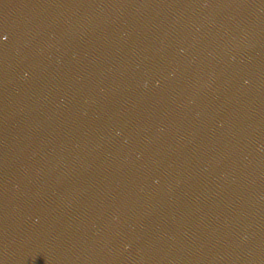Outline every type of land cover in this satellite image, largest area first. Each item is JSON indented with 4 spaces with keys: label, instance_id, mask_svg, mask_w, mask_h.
<instances>
[{
    "label": "water",
    "instance_id": "1",
    "mask_svg": "<svg viewBox=\"0 0 264 264\" xmlns=\"http://www.w3.org/2000/svg\"><path fill=\"white\" fill-rule=\"evenodd\" d=\"M0 264H117L82 0H0Z\"/></svg>",
    "mask_w": 264,
    "mask_h": 264
}]
</instances>
